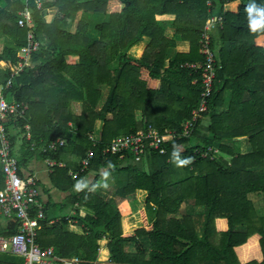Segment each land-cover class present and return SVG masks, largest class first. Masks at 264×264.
<instances>
[{"label": "trees", "instance_id": "trees-1", "mask_svg": "<svg viewBox=\"0 0 264 264\" xmlns=\"http://www.w3.org/2000/svg\"><path fill=\"white\" fill-rule=\"evenodd\" d=\"M119 1L121 8L102 19L108 0H41L40 6L36 0H0V35L7 37L0 60L17 62V50L29 29L17 19L26 7L40 43L31 55L34 64L23 67L8 86L10 67L0 66L3 96L28 106L23 116L10 117L5 126L8 132L9 127H17L20 133L29 124L30 137H23L18 163L34 154L64 160V166L54 165L53 175L69 187L90 170L98 175L100 169H112L116 191L123 197L113 204L92 190L94 179L71 196L88 209L74 214L84 233L63 231L64 218L50 226L40 220L37 241L53 246L57 256L79 255L86 261L97 258L99 248L105 246L119 264H264V214L249 197L264 193V29L251 32L246 12L250 4L264 7V0ZM50 6L56 7V13L47 20ZM77 11L83 16L69 30L63 24ZM162 14L173 18L157 17ZM214 14L223 15L222 27L210 33L219 66L207 109L192 134L165 139V153L152 152L139 161L103 154L114 137L148 125L160 132L180 130L200 100L201 71L192 64L203 61L200 37L207 18ZM93 18L98 37L88 32ZM167 23L175 36L189 42V49L176 52L165 64L169 48L175 45L164 34ZM143 35L150 40L142 55L128 56L127 49ZM67 54L78 55V62L68 63ZM103 85L108 91L101 101ZM73 102H80L79 113L72 110ZM97 118L103 125L93 139ZM57 137L65 144L42 150ZM239 137L246 138V151L239 149ZM15 138L9 134L11 146ZM90 148L94 157L73 178L68 170L79 171L78 160ZM196 148L208 154L202 156ZM174 152L191 162L177 165ZM73 156L76 159L71 160ZM132 196L140 220L123 231L121 219L131 212ZM185 200L203 208L199 229L191 214L175 215ZM15 229V222L9 220L0 233ZM0 264L22 261L5 257Z\"/></svg>", "mask_w": 264, "mask_h": 264}, {"label": "built area", "instance_id": "built-area-1", "mask_svg": "<svg viewBox=\"0 0 264 264\" xmlns=\"http://www.w3.org/2000/svg\"><path fill=\"white\" fill-rule=\"evenodd\" d=\"M211 0H207L210 4ZM37 6L41 5V0H36ZM17 23L20 26L26 25L29 29L26 33V41L17 50V62L9 64L11 74L7 78L5 86L11 84L12 77L30 64L31 55L39 47V41L34 35L33 17L30 9L26 7L19 11ZM223 15L214 14L207 18L204 30L200 37V52L203 61L199 64H192L193 67L200 68L202 91L200 100L196 107L191 110L190 116L185 119L180 130L165 128L160 132L152 125L146 129L136 132L121 134L114 137L102 149L103 154H116L119 159L131 157L139 161L152 152L165 153V139H179L192 134L201 114L206 111L208 98L211 95L217 64L215 52L210 47V33L222 27ZM3 85H0V163L4 174V186L0 188V215L5 219L15 222L16 229L8 234L0 233V251L19 255L23 258V264H119L110 256L96 258L91 261L83 260L82 257L74 255L71 257H60L55 254L52 246H41L37 241V233L40 228V220L44 217L42 206L38 202L39 187L35 174L21 175L19 172L18 158L12 151L11 142L6 123L10 117L23 116L27 110V104L15 98L7 99L3 96ZM26 139L30 137L29 124L24 125L22 132ZM65 139L57 137L42 147V150L55 149L64 145ZM214 153L217 152L213 149ZM195 152L202 156L208 151L195 149ZM95 153L92 148L80 158L79 171H72L71 175L76 178L79 172L87 169ZM50 167L61 165L60 162L48 158Z\"/></svg>", "mask_w": 264, "mask_h": 264}, {"label": "crops", "instance_id": "crops-1", "mask_svg": "<svg viewBox=\"0 0 264 264\" xmlns=\"http://www.w3.org/2000/svg\"><path fill=\"white\" fill-rule=\"evenodd\" d=\"M122 6V3L119 0H108L107 2V13L102 16V19H106L108 14L111 11L119 10ZM79 13V17L82 14L81 11H77L74 13L71 17L68 16L66 19V22L63 24L64 27H68L69 30H74L77 20L76 16L77 13ZM56 13V7L50 6L47 8L45 17L47 20H51ZM52 15V17H51ZM158 18L169 20L173 18V15L171 14H162L158 15ZM76 19V20H75ZM94 18L91 20L89 26H92V29L94 31V36L98 37L99 33L94 29ZM96 31V32H95ZM164 34L174 39L175 45L171 48H169L168 53L165 57V64L168 63L169 60L173 58L176 52L179 51H187L189 49V42L187 40H183L177 36L174 35V29L171 27L168 23L166 24L164 28ZM150 38L146 35H143L138 41H136L134 44H132L127 49V54L130 57L133 58H139L144 49L146 48L147 44L149 43ZM65 59L68 63H76L78 62V55L76 54H67L65 55ZM34 61H30L29 65H33ZM102 99L103 101L105 99V96L107 95V87L102 86ZM72 110L75 113H79L81 110V104L80 102H73L71 105ZM103 125V120L101 118H97L94 125V130L92 133V138L97 139L99 136V131ZM9 134H15L16 138L13 142L12 151L16 155V157H19L22 154L21 150V144L23 142V134L22 132L19 133V129L17 127H9ZM245 151V150H244ZM70 158V156H69ZM76 159L74 156L71 158V160ZM80 160V159H79ZM78 160V161H79ZM48 158H42L39 155H31L29 156L25 161H21L19 159V172L21 175H27L30 173L35 174L37 178V184L39 187V195H38V202L42 206L44 217L41 219L42 222L45 223V225L50 226L57 221L61 220V218H64L65 222L61 224V228L63 231L75 233V234H83V226L82 224L78 223L76 221V218L74 217V214L76 212H79L80 214H84L88 212V209L86 207H80L76 202H73L71 199L72 194L76 193L77 191L74 188V185L77 180H83L86 182V184H90L94 179L95 185L93 186L92 190L99 193L103 196L102 193L97 191V185L103 183V187H105V190H102V192H106L109 197H111L113 200L117 199V203H120L122 200V196L120 193L116 191V184L117 180L114 176L112 169L103 168L100 169L98 172V175L96 174V171H88L83 176L77 178V180L74 182L73 186H66L61 181L60 177L54 176V166L50 167L47 163ZM61 163L60 166L65 165L64 160L59 161ZM74 171L72 167L68 170V173L71 174V172ZM55 177V178H54ZM104 197V196H103ZM106 198V197H104ZM110 200L109 198H106ZM129 205L131 206V212L127 215H124L121 219L122 229L123 231L129 230L137 221L140 220V212H139V206L137 203V200L133 198L129 199L128 201ZM185 206V209L189 210L192 208H198L199 206H192V204L185 200L181 203V206ZM79 209V210H78ZM184 210V208H183ZM183 214H191V216L195 220L196 228L199 229V215H194L190 212H185ZM181 213H175L177 217H180L183 215ZM201 219V216H200ZM9 220L5 219L3 216L0 215V227L6 226L7 222ZM40 225H42L40 223ZM3 234V233H1ZM51 246V245H49ZM53 247V246H52ZM134 249V247H132ZM54 249V248H53ZM105 246H102L99 248V253L97 258H102L106 253ZM79 256V255H78ZM108 256V255H107ZM5 257L13 258V260H16L18 263L19 261H22L23 264V258L19 255L8 253V252H1L0 251V259L4 260ZM81 257V256H80ZM20 259V260H19ZM96 259V258H95Z\"/></svg>", "mask_w": 264, "mask_h": 264}, {"label": "rangeland", "instance_id": "rangeland-1", "mask_svg": "<svg viewBox=\"0 0 264 264\" xmlns=\"http://www.w3.org/2000/svg\"><path fill=\"white\" fill-rule=\"evenodd\" d=\"M79 13L80 12H78L77 13V16H76V19H78V17H79ZM81 16H83L82 14L80 15V17ZM51 17H52V15H51ZM79 17V18H80ZM75 19V20H76ZM91 35H93L94 34V31H93V29H92V26H89V31H88ZM7 40V37L6 36H4V35H0V48L2 47V45L4 44V42ZM10 63L9 62H7V61H4V60H0V66L1 67H4V66H7V65H9ZM237 140H238V143H239V149L241 150V151H246L247 150V148H248V145H247V142H246V138L245 137H239V138H237ZM231 144V143H230ZM106 188L105 187H103V183L102 184H98L97 185V191H99L100 193H102L103 194V196L104 197H106V198H109L110 200H111V202L113 203V204H116L117 203V199H115V200H113L111 197H109L108 196V194L106 193V192H102V190H105ZM249 197L252 199V201L254 202V204H255V206H256V209H257V211L260 213V214H264V193H250L249 194ZM185 206L186 205H184L183 207L182 206H180V208L177 210V214L178 213H181V214H183V213H185V212H190V213H192V214H194V215H199V227H200V223H201V219H202V215H203V208L201 207V206H199L198 208H192V209H189V210H187V209H185ZM183 208H184V210H183ZM200 216H201V219H200ZM127 248H132V245H128V247ZM108 254H105L102 258H104V257H106Z\"/></svg>", "mask_w": 264, "mask_h": 264}, {"label": "clouds", "instance_id": "clouds-1", "mask_svg": "<svg viewBox=\"0 0 264 264\" xmlns=\"http://www.w3.org/2000/svg\"><path fill=\"white\" fill-rule=\"evenodd\" d=\"M246 12L248 14V27L251 32H257L264 29V7H258L255 4H250L246 7ZM253 14H255L253 16ZM175 162L179 166L186 165L191 162V158L179 159L176 152L173 153ZM87 186L86 182L83 180H77L74 188L77 192L83 190Z\"/></svg>", "mask_w": 264, "mask_h": 264}]
</instances>
